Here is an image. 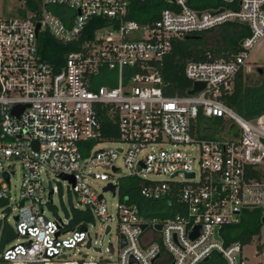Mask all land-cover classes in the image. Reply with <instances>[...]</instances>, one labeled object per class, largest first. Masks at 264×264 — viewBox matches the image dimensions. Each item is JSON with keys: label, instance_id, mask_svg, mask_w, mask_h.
Listing matches in <instances>:
<instances>
[{"label": "built area", "instance_id": "built-area-1", "mask_svg": "<svg viewBox=\"0 0 264 264\" xmlns=\"http://www.w3.org/2000/svg\"><path fill=\"white\" fill-rule=\"evenodd\" d=\"M169 2L144 21L129 16L132 0H36L33 9L22 0L25 15L0 16V261L198 264L216 252L225 264H264L262 245L250 260L243 254L247 243L227 241L228 225L245 209L261 208L260 217L264 212V113L245 117L222 98L264 37V0H221L202 8ZM95 17L102 20L89 32ZM235 17L249 27L238 50L217 56L207 50V59L188 60L190 86L166 93L159 62L173 40ZM44 31L75 46L57 64L42 55ZM194 81L203 85L190 92ZM103 113L114 118L117 138L101 135ZM209 117L230 121L221 137L203 121ZM232 125L235 133L228 134ZM49 173L72 175L73 182L66 179L79 205L71 210L87 208L92 220L66 229L71 212L57 213L56 187L44 182ZM126 177H136L149 203L139 205L121 192ZM95 179L103 181L99 189ZM105 191L118 198L114 212ZM46 208L55 214L47 216ZM95 217L103 234L117 220V259H83L87 253L65 259L88 236L92 245L88 223ZM8 229L12 235L1 243Z\"/></svg>", "mask_w": 264, "mask_h": 264}, {"label": "trees", "instance_id": "trees-1", "mask_svg": "<svg viewBox=\"0 0 264 264\" xmlns=\"http://www.w3.org/2000/svg\"><path fill=\"white\" fill-rule=\"evenodd\" d=\"M27 7L36 8V0H26ZM221 0H188V3L196 8H202L208 5L219 4ZM167 0H132V8L129 13L131 18L144 21L157 17L160 9L170 6ZM26 9L20 10V15H25ZM96 20H102L99 17L93 18L87 27V31H91L95 26ZM213 28L204 32L191 34L182 38H175L172 48L167 52L159 62V69L164 82L163 88L168 94L184 93L191 84L190 79L184 73V66L188 60H204L207 59L206 51L214 55L227 54L229 51H237L239 41L249 33L248 25L236 21L229 20L220 25L223 32L222 43L209 45L205 43L204 34ZM41 37V35H40ZM41 42L42 55L57 64L61 60L62 54L72 48L73 44H65L54 39L48 31L43 32ZM256 79L251 78L250 70H240L235 77L234 87L231 92L222 95L223 100L235 108L241 115L253 118L264 113V64L256 67ZM209 126L211 123L219 121L218 118L209 117L203 119ZM101 135L105 138L114 139L118 136V129L114 118L109 117L106 113L101 118ZM92 140L91 143L92 144ZM121 192L130 196V199L136 201L139 205L148 202L146 198L138 193V184L136 177H126L120 180ZM149 203V202H148ZM143 205V204H142ZM145 213L153 214L154 211L146 207ZM261 208L253 207L245 209L241 219L233 224H229L228 240L238 239L243 243L251 241L252 236L260 234L262 222L260 220ZM69 222L65 225L67 228H80L85 224L80 221L92 220V215L87 208H73L70 213ZM12 233L8 229L2 236L1 243L5 241ZM261 247V244L258 245ZM0 264H8L6 261H0ZM198 264H225L223 257L214 252L206 260H202Z\"/></svg>", "mask_w": 264, "mask_h": 264}, {"label": "rangeland", "instance_id": "rangeland-1", "mask_svg": "<svg viewBox=\"0 0 264 264\" xmlns=\"http://www.w3.org/2000/svg\"><path fill=\"white\" fill-rule=\"evenodd\" d=\"M22 0H0V16L3 17H13L19 16L20 10L23 8ZM223 32L220 29V26L214 27L211 31L204 34L205 43L209 45H216V43H222ZM264 64V37L252 48L251 54L249 57V63L246 65V69L250 70L252 73L251 78L256 79V67L262 66ZM230 121L223 120V123H220V120L216 123H211L210 130L213 135L221 137L229 126ZM100 144L104 146L111 145L110 142H101ZM20 180V173L17 170L16 173L11 178V189L12 191H17ZM44 182L46 185L55 186L56 190L53 192L52 199L53 203L57 206V213L60 216H65V212H71V206L79 205L77 200L76 193L70 187L68 180L62 178L59 175L49 173L45 176ZM92 184L96 188H100L103 184L102 180L95 179L92 181ZM104 196L107 199L109 210L114 212L115 205L117 201V196H112L111 192L105 191ZM47 216H53L55 212L46 208L45 211ZM117 220L113 219L111 221L112 228L110 232L103 234L104 229L102 228L101 221L95 217L93 221L88 223V230L92 236V245H102L101 250L95 249L92 245L86 246L85 244H79L75 248L67 251V260H81L83 253H87V256L83 259H92L96 262H103L104 260L110 259L115 261L117 259V247H118V233L116 231ZM113 245L116 250L114 253L108 251V245ZM261 244L264 247V225L261 226V232L259 235H254L252 240L247 243L243 248V254L249 256L250 260L256 259L257 255L254 254L256 247Z\"/></svg>", "mask_w": 264, "mask_h": 264}, {"label": "water", "instance_id": "water-1", "mask_svg": "<svg viewBox=\"0 0 264 264\" xmlns=\"http://www.w3.org/2000/svg\"><path fill=\"white\" fill-rule=\"evenodd\" d=\"M168 1H171V0H168ZM234 20L241 21L242 23L247 24V21L246 20H240L238 17H235ZM202 85H203L202 82H200V81H194L193 82V88L190 89L189 91L191 92V91H193L195 89H198V88L202 87ZM253 121H255V119H253ZM233 127H234V125L231 126V128L228 131V134H234L235 133V130H234ZM60 176L63 177V178H67V179H69V180H71L73 182L72 175H70V174L60 173ZM5 177L6 178L8 177L7 176V173H5ZM114 187H115V185L114 184H111V183H108L105 186L106 189L107 188H110L112 191H114ZM15 218H17V216H15ZM260 220H261L262 223H264V212L262 213V215L260 217ZM145 225H146L145 222H142L141 223V226L142 227H144ZM156 226L157 227H160V223H157ZM108 229H109V226L106 227V231ZM190 235L191 236H195L196 235V227H195V230L190 233ZM215 236L219 238V235L217 233L215 234ZM124 242H125V240H124L123 236L121 235V244H123ZM86 246H91V237L90 236H88V238H87ZM95 249L100 250V247L99 246H96ZM83 255H84V253H83ZM205 259H207V258H205ZM55 264H57V263H55Z\"/></svg>", "mask_w": 264, "mask_h": 264}]
</instances>
